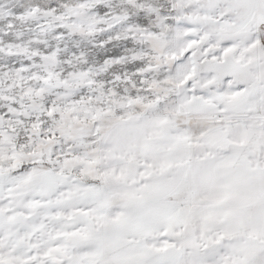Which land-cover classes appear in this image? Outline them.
Here are the masks:
<instances>
[{
  "label": "snow or ice",
  "instance_id": "6c2138e0",
  "mask_svg": "<svg viewBox=\"0 0 264 264\" xmlns=\"http://www.w3.org/2000/svg\"><path fill=\"white\" fill-rule=\"evenodd\" d=\"M0 264H264V0H0Z\"/></svg>",
  "mask_w": 264,
  "mask_h": 264
}]
</instances>
